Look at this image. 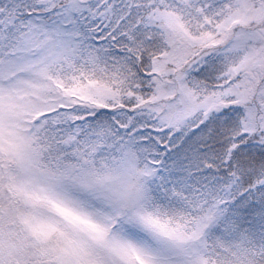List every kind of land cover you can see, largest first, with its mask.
Returning <instances> with one entry per match:
<instances>
[{
	"label": "snow or ice",
	"instance_id": "1",
	"mask_svg": "<svg viewBox=\"0 0 264 264\" xmlns=\"http://www.w3.org/2000/svg\"><path fill=\"white\" fill-rule=\"evenodd\" d=\"M0 264H264V0H0Z\"/></svg>",
	"mask_w": 264,
	"mask_h": 264
}]
</instances>
